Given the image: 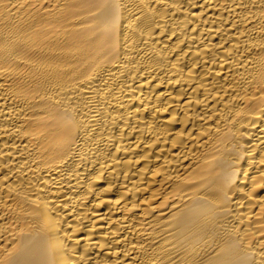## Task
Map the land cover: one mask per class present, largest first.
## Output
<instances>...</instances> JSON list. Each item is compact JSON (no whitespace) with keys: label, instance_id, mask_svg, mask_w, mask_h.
I'll list each match as a JSON object with an SVG mask.
<instances>
[{"label":"bare ground","instance_id":"6f19581e","mask_svg":"<svg viewBox=\"0 0 264 264\" xmlns=\"http://www.w3.org/2000/svg\"><path fill=\"white\" fill-rule=\"evenodd\" d=\"M0 264H264V0H0Z\"/></svg>","mask_w":264,"mask_h":264}]
</instances>
